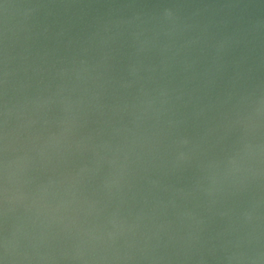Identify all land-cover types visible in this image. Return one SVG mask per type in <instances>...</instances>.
<instances>
[{"label": "water", "instance_id": "1", "mask_svg": "<svg viewBox=\"0 0 264 264\" xmlns=\"http://www.w3.org/2000/svg\"><path fill=\"white\" fill-rule=\"evenodd\" d=\"M0 264H264V0H0Z\"/></svg>", "mask_w": 264, "mask_h": 264}]
</instances>
